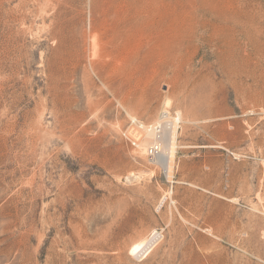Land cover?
<instances>
[{"label":"rangeland","instance_id":"374dc122","mask_svg":"<svg viewBox=\"0 0 264 264\" xmlns=\"http://www.w3.org/2000/svg\"><path fill=\"white\" fill-rule=\"evenodd\" d=\"M0 264H264V0H0Z\"/></svg>","mask_w":264,"mask_h":264},{"label":"built area","instance_id":"2783aa9c","mask_svg":"<svg viewBox=\"0 0 264 264\" xmlns=\"http://www.w3.org/2000/svg\"><path fill=\"white\" fill-rule=\"evenodd\" d=\"M181 125V116L178 113L171 114L169 111L164 113L163 118L152 123L130 116L127 126L122 131V137L132 148L144 146L148 159L157 162L169 148L166 134L177 132Z\"/></svg>","mask_w":264,"mask_h":264},{"label":"bare ground","instance_id":"6f19581e","mask_svg":"<svg viewBox=\"0 0 264 264\" xmlns=\"http://www.w3.org/2000/svg\"><path fill=\"white\" fill-rule=\"evenodd\" d=\"M178 115H180L182 118V114L180 111H178ZM175 138H176L175 132L173 134H166V139L168 141L169 148L166 149L164 151V153L159 158V162H161L163 168L166 170L167 175H169V173H171V171H173L172 167H173V161H174V157H175V148H176V145L174 144ZM143 245H144V241L135 243L131 248V252L136 253V252L141 251Z\"/></svg>","mask_w":264,"mask_h":264}]
</instances>
